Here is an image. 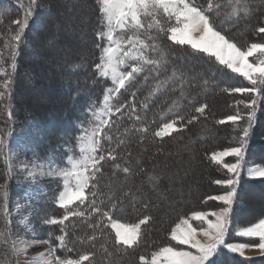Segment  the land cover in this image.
<instances>
[{
  "label": "trees",
  "instance_id": "trees-1",
  "mask_svg": "<svg viewBox=\"0 0 264 264\" xmlns=\"http://www.w3.org/2000/svg\"><path fill=\"white\" fill-rule=\"evenodd\" d=\"M2 1L4 2H0V13H2L0 15V33L16 15L19 14L23 19L24 10L29 4V0ZM64 1L37 0L33 11L38 22L31 24L33 18H30V23L23 34V42L18 50V68L13 76L11 92V98L16 102L12 103L7 99L8 102L5 104H11L12 119L9 120L6 111H3V122H0L1 131L5 133H12L14 128L19 129L26 122H36L38 132L31 138L34 141V150L41 154H45L46 147L50 149L60 145H70V142L67 141L68 137L73 134L78 135L79 131L75 125L83 122L82 108L89 102L98 103L104 86L95 70V64L99 62L100 57V47L97 45L101 44L96 34L102 28L98 0H74L71 3L69 0ZM81 1H85L88 10H90L87 17L89 25L85 35L87 52L71 53L66 60L57 61L54 66L50 64L41 68V77L48 76L49 80L48 85L42 88L41 85L45 78H36L35 73L42 63L38 62L34 56H30L29 51L37 45L39 49H42L44 45L49 46L52 50L56 49L57 46L51 41L46 44L45 42L39 43L40 40L48 39L55 33L58 38H61L58 39L61 44L66 42V36L62 31L55 32V26H57L55 24L65 17L64 13H60L61 9L78 11L80 7L77 2ZM196 2L201 6L207 5V0H196ZM21 3L24 4V8L19 7ZM56 4L59 6H55ZM250 7L253 14L247 19L241 18L239 21L225 19L224 14L229 11L227 7H222L219 14L215 12L212 14V19L218 29L232 38L238 46H246L252 42H264V34L256 33V28L264 26V0H250ZM42 9L47 12V15H42ZM162 43L168 51L167 64L159 69L158 75L151 67L146 69L130 88L122 90L118 101L119 104L126 101L131 103L133 101L132 93L136 92L134 102L138 114L145 119V123L149 126L146 138L141 142L140 134L134 130L124 134V129H132L134 124L127 113L118 120L113 118L115 123L109 133L114 141L118 133L126 141L118 149V155L122 158L117 163H120L121 167H129L131 175L126 177L121 171L114 170L111 162H108L104 164L101 173L97 174V179L92 182L96 185L93 191L97 192L96 199L98 201L107 202L109 195L113 192L118 199H123L124 211L114 213L112 217L114 220L131 225L137 223L145 214L150 215L152 219L148 224L141 226L140 243L135 249L116 251L111 243L115 232L110 223L105 221L107 227L102 226V232L96 231L97 238L94 242L81 244L77 238L93 234L92 229L88 228V224H95L96 218L92 217L88 220L70 218L65 222L68 246L66 249H61V252L57 250L56 256L76 259L80 254L92 252L94 257L91 264H140L139 257L141 255L150 258L153 251L172 243L171 229L180 221L181 217H188L193 211H202L206 203L212 202V200H206V197L230 190L213 183L216 179L228 178L230 174L222 165L212 162L210 154L214 151L238 146L241 130L246 126L247 121L241 120L237 124L231 122L220 124L218 121L228 115L235 114L237 112L235 102L244 99L243 94L230 93L225 89L248 87L249 84L239 75L233 74L219 65L213 58L209 59L203 54L194 53L188 46L175 45L171 41H167L166 38H162ZM174 69L178 77H183V81L180 79L170 81L165 89H162L151 100L146 101L145 98L156 83V79L163 80L171 76ZM25 73L30 77L33 76V79L27 82L21 77ZM145 76L149 77L146 83ZM181 83L183 97L181 96ZM38 86H41L38 92L41 98L21 105L20 99L18 101V97L16 98L18 89L22 87L35 89ZM42 96L51 99L50 103H43ZM173 101L177 103L173 105ZM144 102L149 104L146 111L140 108ZM19 103L21 107L18 108ZM200 104L207 105L202 115L195 113V108ZM169 107L172 108V112L161 119L160 114L167 112ZM238 107L241 113L245 112V109L240 105ZM175 114L185 118L183 130L164 138H154L152 133L156 128L168 119L174 118ZM192 115H197L198 118L188 123ZM139 126V124L136 125V127ZM103 146L107 150L109 147L115 148L116 144L109 145L107 141H104ZM180 150H185L187 157L188 153L193 154V158H197L199 165L203 168L204 180L202 179L203 181L197 187L200 191L195 196L188 193L186 187H183L180 192L173 191V184L164 175L166 172V169L163 168L164 161L168 156H174L176 152L180 153ZM181 156L183 155L181 154ZM229 160L226 158L225 162H232ZM245 163L264 166V103L258 106L253 128L248 137ZM5 171L6 165L0 159V184L5 183L6 180L8 183L11 181V178L5 176ZM242 175L243 172L238 178L237 195L230 212L231 227L225 237L228 243L243 241L234 235L232 231L234 228L251 225L264 217V205L254 207L261 199H256L254 195L260 194L264 198V178L248 179ZM153 177H158V180L152 179ZM128 191L145 198L148 203L147 210L144 209L140 200H137L133 205L131 197L123 195ZM8 192L9 194L11 192L9 185ZM107 206L110 205L106 203ZM85 209L86 206L80 208V210ZM63 215L64 210L56 207L54 217L60 218ZM52 228L51 235L53 233V237L61 235L59 225H53ZM0 230L6 233L7 240L6 243L0 241V264H17L16 256L11 252L13 237L9 230V223L6 224L5 218L2 216H0ZM74 241L76 242L73 243ZM68 249L72 250L68 251ZM249 258L251 260H245L237 253L221 249L214 257L212 264H264V255Z\"/></svg>",
  "mask_w": 264,
  "mask_h": 264
},
{
  "label": "snow or ice",
  "instance_id": "snow-or-ice-1",
  "mask_svg": "<svg viewBox=\"0 0 264 264\" xmlns=\"http://www.w3.org/2000/svg\"><path fill=\"white\" fill-rule=\"evenodd\" d=\"M37 0H29L28 7L24 10L23 19L13 20L11 23L16 26L14 32L9 28L5 36L3 47L0 48V111H6L8 119H12L11 104L2 105L5 99L11 101L13 76L17 71L18 50L23 42V34L33 18V11ZM100 22L103 30L97 32V39L102 43L100 47L99 62L95 64V70L100 77L110 80L111 87L104 90L100 107L94 111L90 110L92 119L88 121V127H82L80 134L76 137L79 154H70L67 157V166L58 167L49 163L47 171L44 164L33 163L20 165V171L26 173L25 180L35 181L37 176H54L63 180V190L56 197V204L64 210L60 218H51L47 221L50 225H59L61 235L56 239L60 249H66L67 225L70 218H84L88 220L96 218L95 224L89 223L88 228L93 234L86 237H78L79 243H92L96 240V231H103L102 226L107 227L105 221L112 225L115 235L111 243L116 251L122 249H135L141 238V226L148 224L152 217L143 215L135 224L122 225L114 220L113 214L124 211L123 199H118L115 193H111L107 202L97 200V192L94 180L97 174L101 173L105 163L111 162L114 170L121 171L126 177L131 175V169L127 166L121 167L117 163L122 157L118 155V149L125 144V140L118 133L115 141L109 134L115 121L125 113L134 121L132 129L125 128L124 134L135 131L140 134L141 142L149 132V126L145 119L138 114L134 102L136 92L132 93L133 101L119 104V96L122 90L130 88L146 69L151 67L158 75L159 69L167 64L168 51L162 43V38L171 41L175 45L188 46L194 53L207 56L225 67L233 74H238L249 83L248 87H234L225 89L230 93L243 94L248 99H240L235 103L237 112L219 120L218 123L231 122L237 124L246 120V126L242 128L239 136L238 146L214 151L210 154L211 161L222 165L230 174L228 178L216 179V185L226 186L228 191L219 195L208 196L206 200H215L223 203L216 211H193L188 217H181L179 223L172 227L170 232L171 241L177 246H163L151 253L150 259L141 255L140 264H212L214 257L219 250L227 249L230 253H238L245 260H251L244 256V249L248 245L244 243L226 242V233L231 227L230 212L237 195L238 178L245 161V149L248 144V137L253 128L258 106L264 103V42H252L246 46H238L232 38L228 37L218 29L212 19L213 12L219 14L222 7H227L225 19L241 18L247 19L252 13L250 0H207L206 6H201L196 0H98ZM19 7L24 8L21 3ZM242 14V16H241ZM2 15V13H0ZM256 33L264 34V26L256 28ZM11 61L5 67V57ZM249 58H252L251 62ZM156 79L155 77H153ZM149 77L145 76V83ZM180 79L175 69L171 76L159 80L149 91L145 100H151L162 89H165L170 81ZM183 85L181 83V96L183 97ZM177 102L173 101V105ZM243 105L245 112L239 111V105ZM206 104H200L195 108L196 114H204ZM140 108L147 110L149 104L144 102ZM172 112L169 107L167 112L160 114L161 119ZM197 115H192L188 123L195 121ZM185 118L178 114L159 125L152 133L154 138H164L173 133L180 132L185 127ZM139 124V127L136 125ZM11 132L0 131V159L6 165L5 176H13V164L15 153L9 146L8 137ZM109 145L116 144V147H109L107 150L103 142ZM71 152L72 150L69 149ZM235 157V162L227 163L225 158ZM249 174L254 177L264 178V167L254 166L248 169ZM152 179L158 180V177ZM124 196L131 197L133 205L137 200L143 203L145 210L148 203L145 198L139 197L131 191L124 192ZM91 197V198H90ZM8 180L0 184V216L5 218L6 224L10 223L12 215L9 209ZM87 202V203H86ZM106 203L110 206L106 207ZM86 206L85 210H80ZM19 210V204L17 205ZM28 217H25V222ZM192 222H198V228L193 227ZM75 227V225H73ZM237 235L242 238H258L259 243L255 245L264 254V218L238 230ZM203 237L204 239H199ZM0 241L7 242L6 233L0 230ZM74 241L73 243H75ZM17 243L19 246H16ZM48 243V241H45ZM183 246V247H182ZM31 245L20 241H13L11 252L14 255L26 253ZM72 249H68L71 251ZM55 248H49L45 252L31 258L32 264H91L94 253L85 252L78 258H61L55 256L44 260L45 256L52 257ZM105 251L107 249L105 248ZM111 255V253H109Z\"/></svg>",
  "mask_w": 264,
  "mask_h": 264
},
{
  "label": "rangeland",
  "instance_id": "rangeland-1",
  "mask_svg": "<svg viewBox=\"0 0 264 264\" xmlns=\"http://www.w3.org/2000/svg\"><path fill=\"white\" fill-rule=\"evenodd\" d=\"M69 1L71 3L74 0H69ZM0 2H4V1L0 0ZM61 3H59V5H61ZM77 3L78 6L80 7L78 11H71L66 8L61 9L60 13H64L65 17H63V19L58 24L54 23L55 25H57L55 26L56 28L55 32L62 31V33H64V35L66 36L67 41L61 44L58 40L61 38L60 37L58 38L55 33L52 37L48 39L40 40L39 43L41 44L45 42L46 44L48 41H51L57 46L56 49L54 48L52 50L49 46L46 45H44L42 49H39L37 45L29 51L30 56L32 57L34 56L38 62L42 63V65H40V67H38V69L35 70L36 78L41 77L40 74L41 68L43 69V67L50 64L54 66V63H56L57 61L66 60L68 55L71 53L87 52V47L85 46L87 45L86 44L87 39L85 35L87 34V27L89 25V20L87 19V17L89 15L90 10H88L87 3L85 1L77 2ZM59 5L56 4L55 6H59ZM42 15H47V12H44V9H42ZM17 19H21L19 14L16 15V17H13L6 26V28L0 33V48L3 47V43H4L3 38L7 36L9 28H11L12 31L14 32L16 26L13 25L11 22ZM36 21L38 22L37 17L35 16L31 20V24H36ZM101 27L102 28L100 31L103 30V25H101ZM100 43L102 42L100 41ZM42 55H44V57H42ZM249 60L251 62L252 58H249ZM9 63L10 60L6 56L4 66L8 67ZM31 72L33 73V71ZM21 77L25 79L27 82L33 79V76L30 77V75H28L27 73L22 74ZM47 77L48 76L41 77L42 79L45 78L41 85L42 88L48 85L47 82L49 80L47 79ZM100 78L104 83L101 98L98 103L89 102L87 105L85 104L84 107L82 108L83 122L75 125L76 129H78L79 131V134L82 130V127H88V121L92 119L90 115V110L94 111L96 108L100 107V102L103 99L104 90L108 87H111L110 80H107L103 77ZM244 81L247 82L246 80ZM41 86H38L35 89H31L29 87H22L18 89L16 93V98L18 97L17 100L19 101L20 99L22 105V103L29 104L30 102H33L36 99L37 100L40 99L41 95L38 92L41 89ZM243 97L244 99H248L247 96L245 95H243ZM8 101L7 99H5L2 102V105H5L6 102ZM42 101L43 103H50L51 99L46 98V96L45 97L42 96ZM9 102L13 103L16 102V100H13L11 98V101ZM21 105L19 103L17 107L19 108L21 107ZM240 106L244 108L242 104ZM2 119H3V111H0V122H3ZM37 126L38 124L36 122H26L25 125H23L21 128L19 129L14 128V130L11 133V136L8 137L10 149L13 153H15L14 159L12 160L13 169H14L13 176L11 177V181L8 183V185L11 188V192L8 198L9 209L10 212L12 213V215L9 218L10 221L9 230L13 237L12 241H16V242L23 241L31 245L30 249L26 253L15 255L17 264H32L31 258L36 257L38 254L45 252L49 248H55L56 249L55 252H57V250L61 252V249L59 248V242L55 238L56 236L54 235L53 237V233L51 235V232H53L52 230L54 227L52 228L53 225L48 224L47 221L54 217V210L56 209V207H59L55 202L56 197L58 196L59 192L63 190V180L54 176H48V175L37 176L35 181H31V180L26 181L25 180L26 173L21 172L19 170L20 165L22 163L27 164L29 166H31L33 163L44 164L45 171H47V166L49 163H52L53 166L66 167L67 157L70 154L73 155L79 154L78 148L76 147L77 145L76 137L79 134L78 135L73 134L68 137L67 141L70 142V145L68 146L60 145L58 147H54V148L52 147L50 149L46 147V149L44 150L45 154H41V152L37 150L35 151L33 146L34 141L31 137L37 134L38 132ZM1 130L2 129L0 127V131ZM69 149H71L72 151L70 152ZM181 154L183 156H181ZM188 155L189 158L187 157V153L185 150L183 151L180 150V153L176 152L174 156L172 155L168 156L167 160H165L163 164V168L166 169L164 175L168 177L170 182L173 184L172 187L173 191L180 192L183 187L184 188L186 187L187 192L190 193L192 196H195L200 191L197 187H199V184L204 180L203 179L204 172H203V168H201V166L199 165L200 163L198 159L197 158L194 159L193 154L188 153ZM227 158L230 159L229 161H232L228 163H233L235 162L236 159L235 157H227ZM249 165L245 163L241 169V172H243L242 176L244 178H247L245 171H247L246 168ZM262 167L264 166L262 165ZM247 174H248L247 176L251 177L249 171L247 172ZM224 187L227 188L226 186ZM254 196L256 197V199L261 198L260 202L256 206H254L255 208L259 207L260 205H264L263 196H261L260 194H256ZM18 204H19V210L17 209ZM223 206L224 205L222 202L212 200V202L210 201L206 203L202 211H216ZM167 211L169 212V210ZM25 217H28L26 222H25ZM256 222H258V220L255 221L254 223ZM122 225H126V224L122 223ZM256 240H257L256 242H246V241L245 242L238 241V242L248 245V247H246L245 249L246 250L250 249L251 253L255 254L254 256L251 257H257L264 254H262L260 250L257 247H255V245L259 243L258 238H256ZM45 241H48V243H45ZM169 245H172V243ZM16 246H19V244L17 243ZM55 256L56 253H54L52 257L45 256L43 259L44 260H47L49 258L54 259ZM64 258H68V257H64Z\"/></svg>",
  "mask_w": 264,
  "mask_h": 264
},
{
  "label": "crops",
  "instance_id": "crops-1",
  "mask_svg": "<svg viewBox=\"0 0 264 264\" xmlns=\"http://www.w3.org/2000/svg\"><path fill=\"white\" fill-rule=\"evenodd\" d=\"M254 166H261V165H257V164H251V165H249L246 169H247V171H245L246 172V177L248 178V179H256V178H258V177H254V176H251V177H249V176H247L248 174H247V172H248V169L249 168H251V167H254ZM262 167V166H261ZM118 224H122L121 222H118V221H116ZM193 223V227H197L198 228V222H192ZM127 225V224H126ZM248 226H250V225H247V226H240V227H236V228H234L232 231H233V233H234V235L235 236H237V237H239L238 235H237V232H238V230L239 229H241V228H244V227H248ZM199 239H204L203 237H198ZM239 238H241V239H243V241H241V242H250V241H252V240H256V238H242V237H239ZM241 242H230V243H241ZM251 244V243H250ZM170 246H177V244H176V242L175 241H173L172 242V245H170ZM250 246V245H249ZM183 247V246H182ZM250 248V247H249ZM238 254V253H237ZM255 254H252L251 253V250L250 249H248V250H246V249H244V256L245 257H251V256H254Z\"/></svg>",
  "mask_w": 264,
  "mask_h": 264
}]
</instances>
